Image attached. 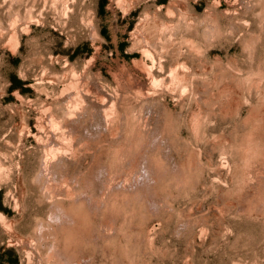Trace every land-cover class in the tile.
<instances>
[{"label":"rangeland","instance_id":"obj_1","mask_svg":"<svg viewBox=\"0 0 264 264\" xmlns=\"http://www.w3.org/2000/svg\"><path fill=\"white\" fill-rule=\"evenodd\" d=\"M0 264H264V0H0Z\"/></svg>","mask_w":264,"mask_h":264},{"label":"trees","instance_id":"obj_2","mask_svg":"<svg viewBox=\"0 0 264 264\" xmlns=\"http://www.w3.org/2000/svg\"><path fill=\"white\" fill-rule=\"evenodd\" d=\"M13 82H14V85H12L11 89H13V87H15V83H16V80L14 78H12Z\"/></svg>","mask_w":264,"mask_h":264}]
</instances>
